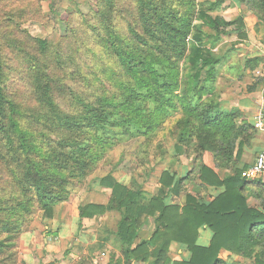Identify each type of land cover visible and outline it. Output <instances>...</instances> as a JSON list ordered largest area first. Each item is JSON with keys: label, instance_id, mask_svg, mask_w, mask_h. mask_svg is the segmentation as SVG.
Returning <instances> with one entry per match:
<instances>
[{"label": "trees", "instance_id": "16d2710c", "mask_svg": "<svg viewBox=\"0 0 264 264\" xmlns=\"http://www.w3.org/2000/svg\"><path fill=\"white\" fill-rule=\"evenodd\" d=\"M239 2L264 26V0ZM95 8L83 28L67 29V42L21 32L19 16L30 13L24 8L5 12L6 26L0 23V264L11 261L13 243L35 212L50 218L112 144L149 137L172 118L175 152L194 154L199 180L223 191L211 200L186 194L183 205L166 203L164 191L181 190L191 174L163 171L160 196L138 205L137 192L106 176L100 183L114 193V207L80 205V222L121 211L116 237L125 264H229L221 251L264 264V186L253 194L260 210L249 207L243 170L236 168L257 131L237 110L221 109L208 97L224 57L205 47L203 27L217 32L236 23L212 19L195 0H98ZM237 19L234 33L245 39ZM9 61L26 72V103L10 91ZM261 62L247 59L245 67ZM204 154L233 175L221 179L201 163ZM141 215L155 218V227L135 243ZM202 228L212 233L206 247L197 244ZM173 243L186 247L188 260L172 262ZM90 263L83 258L77 264Z\"/></svg>", "mask_w": 264, "mask_h": 264}, {"label": "rangeland", "instance_id": "374dc122", "mask_svg": "<svg viewBox=\"0 0 264 264\" xmlns=\"http://www.w3.org/2000/svg\"><path fill=\"white\" fill-rule=\"evenodd\" d=\"M98 0H0V23L7 11H19L26 9L19 16V30L32 37L54 41H68L67 29L69 27L83 28V20L90 17L95 10ZM197 9H203L206 15L212 19L218 18L223 22H235L231 26L220 25V29L203 27L209 35L203 40L207 49L216 57H224L215 73V80L208 87V97L217 103L221 109H235L241 115L238 105L248 96L259 95L264 97L261 85L264 84V65L262 62L253 68L245 67V61L252 59V53L260 52L264 26H262L247 8L239 0H195ZM18 13H15L17 15ZM254 17L256 25L254 34H249L244 21L245 17ZM242 18L246 38L238 39L234 30L239 26L238 19ZM251 18V19H252ZM200 25V20L196 21ZM6 25L4 24V27ZM1 27L3 24L1 23ZM3 27V28H4ZM223 32V34H222ZM20 36V35H19ZM242 40V41H241ZM262 49L259 58L264 60ZM7 55V51L5 52ZM14 70L9 79L10 91L21 102L26 103L31 97V90L26 83V72L22 69L15 70L12 62H8ZM204 77V76H203ZM202 80L201 85H203ZM256 83H258L256 85ZM175 119L162 124L154 134L149 137L127 139L123 138L112 144L107 150L104 159L92 170L87 179L76 187H70L69 199L56 205L52 210V216L46 218L42 211H36L31 223L21 232L13 243L11 261L8 264H77L81 259L87 258L90 264H125L120 244L116 237L117 223L121 219V211L115 209L102 215H96L91 219H84L78 223L74 234L68 236V241L63 249H58L59 234L71 231L67 227L73 217L79 215L80 205L105 203L104 206L113 205L114 193L100 183L103 177H110L116 183L125 186L131 192H137L138 205H146L148 201L160 196L161 188L159 177L163 171L182 175L185 172L191 174L190 180L184 182L181 190L176 186L165 192L166 203L183 205L186 194L211 200L216 194L223 191L222 188H207L198 178V163L195 155L177 153L174 150L175 140L172 136V128ZM259 154V153H258ZM257 154V155H258ZM256 155V156H257ZM255 156V158H256ZM201 163L215 172L221 179L233 175L230 170L218 168L210 154H204ZM238 165V164H237ZM236 165V166H237ZM242 170V169H241ZM240 170V171H241ZM5 182L7 179L4 178ZM92 194V198H87ZM247 194V193H246ZM249 207L260 206L254 198V204ZM252 203V201H250ZM92 204V203H91ZM77 207V210H76ZM251 207V208H252ZM79 218V216H78ZM155 218L141 215L138 217V238L135 243L145 240L154 231ZM37 231L33 233L35 227ZM47 228L46 230L44 228ZM199 230L198 240L203 231ZM45 231L44 239L41 233ZM41 232V233H39ZM35 236V239L27 238L24 247V236ZM38 233V234H37ZM211 233V232H210ZM212 235V233H211ZM212 237V236H211ZM35 243L39 244L33 247ZM199 245V244H198ZM209 245V244H208ZM200 246V245H199ZM254 251V250H253ZM255 253V251H254ZM169 258L174 261H186L189 253L185 246L173 243L169 248ZM219 258L229 264H253L254 256L240 257L221 251ZM146 264V263H134ZM172 264V263H171Z\"/></svg>", "mask_w": 264, "mask_h": 264}, {"label": "crops", "instance_id": "0c3cea01", "mask_svg": "<svg viewBox=\"0 0 264 264\" xmlns=\"http://www.w3.org/2000/svg\"><path fill=\"white\" fill-rule=\"evenodd\" d=\"M251 18L252 17H250V16L244 18V21L249 23L246 26V29L248 31V35L255 33L254 32V26L256 25V21L254 20L255 19L254 17H253L254 19L253 18L251 19ZM262 49L260 50V52L252 53V57H254V58H256L258 56L260 57L261 56L260 54L262 53ZM261 89H262L261 91H264V84L261 85ZM258 99H259V95H257V97L255 95V96H253L251 98L248 96V98H245L242 101V103H239V105L237 107H238L239 111L243 114L242 118L240 117V121H243V122L248 123V124H252L253 123L254 118H255V114H256V111H257V108H258V105H257L258 104V102H257ZM228 109H230V108L228 107ZM263 149H264V134H262L260 132H257L256 135L254 136V138L252 140H250L249 146H245L243 148L242 157H241L240 161L237 163L238 165L236 166V168L238 170L246 169L248 166H250L255 161V156ZM184 174L178 175V178H180ZM257 186H264V177H261L260 179L254 180L251 183L245 185L246 193L250 196V198L248 199V201H249L248 204H251V205L254 204V196H253V194H255V192L257 191L256 189L259 188ZM87 198H92V194L88 195ZM250 201H252V203ZM87 203H89V204H91V203L92 204H99V203H95V202H92V201H89ZM103 204H105V203H102V204H99V205H103ZM252 208L260 210V206H258V205H257V207L253 206ZM76 210H77V207H76ZM77 212H78V210H77ZM78 216L79 215L71 217L72 219L68 223H66L67 227H69V229L71 231L63 232L61 235L59 234V239L60 240H59V243H58V249H60V248L63 249L65 242L68 241V236L70 234L72 235V234L75 233L76 228L78 227V223L80 222ZM154 227H155V224H154ZM37 228H38V226L35 227L33 233H35L37 231ZM44 229L46 230L47 228L45 227ZM39 233H41V232H39ZM45 234H46L45 231L43 233H41L42 239H44V235ZM211 236L212 235H211L210 231L208 229L207 230L205 229V231H203L201 233V236H200V238L198 240V244L200 246H203V247L208 246V244H209V242L211 240ZM27 238L28 239L31 238V239L34 240L35 236H32L31 233H29V236L28 235L24 236V238H23L24 247L29 246V245L25 244V242H28V241H26V240H28ZM61 242L62 243L64 242L63 246H62ZM38 245L39 244L35 243V245H33V247H37Z\"/></svg>", "mask_w": 264, "mask_h": 264}, {"label": "built area", "instance_id": "2783aa9c", "mask_svg": "<svg viewBox=\"0 0 264 264\" xmlns=\"http://www.w3.org/2000/svg\"><path fill=\"white\" fill-rule=\"evenodd\" d=\"M257 102L258 108L252 125L257 132L264 134V97H260ZM261 177H264V149L259 152L255 161L244 169L241 174V178L246 184Z\"/></svg>", "mask_w": 264, "mask_h": 264}]
</instances>
